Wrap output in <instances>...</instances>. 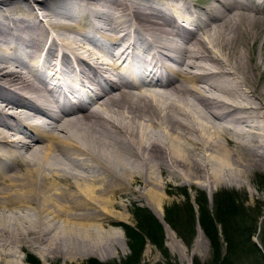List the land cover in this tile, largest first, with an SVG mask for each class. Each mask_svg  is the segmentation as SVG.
<instances>
[{"label": "bare ground", "instance_id": "1", "mask_svg": "<svg viewBox=\"0 0 264 264\" xmlns=\"http://www.w3.org/2000/svg\"><path fill=\"white\" fill-rule=\"evenodd\" d=\"M178 2L0 0V247L103 259L126 198L264 170V0Z\"/></svg>", "mask_w": 264, "mask_h": 264}, {"label": "trees", "instance_id": "2", "mask_svg": "<svg viewBox=\"0 0 264 264\" xmlns=\"http://www.w3.org/2000/svg\"><path fill=\"white\" fill-rule=\"evenodd\" d=\"M200 192L199 197L195 199L197 206L195 210L193 205L186 201L185 206L178 208L174 205L169 206L163 214L164 222L173 228L185 245L188 246L194 236L196 224L207 237L210 258L201 263L197 257H194L192 264H264V254L250 240L262 212L259 211L258 204L252 206L251 213L239 211L232 197L233 193L220 190L212 196V206L208 209L205 193ZM132 215L135 219L133 224L126 223L121 227L129 249L125 258L118 262L105 263L88 258L83 264H145L141 262L140 254L146 241L158 248L162 256L166 258L165 264H176L163 245L164 228L149 208L136 205ZM259 228L261 232L259 242L264 252V222ZM33 262L36 263V260Z\"/></svg>", "mask_w": 264, "mask_h": 264}, {"label": "rangeland", "instance_id": "3", "mask_svg": "<svg viewBox=\"0 0 264 264\" xmlns=\"http://www.w3.org/2000/svg\"><path fill=\"white\" fill-rule=\"evenodd\" d=\"M182 2V3H181ZM178 4L181 5V9L184 11L185 14H187V11L189 9L193 8H199L197 6L198 4L202 5L201 1L197 2V5L191 2V0H179ZM185 5L187 6V10L185 9ZM249 43V46H251V43ZM251 48V47H250ZM252 53L257 54L258 50V43H256V46L254 49L252 48ZM261 80L264 82V71L261 73ZM263 76V78H262ZM244 182L240 183V185L233 183L230 185H225V184H220L217 187H214L212 189V193H208L207 188L204 186H201L200 184H194V183H188V184H183L181 181H171L167 182L166 188H161L163 191L162 194L165 195V198H162L160 201V206L153 204L151 202L147 201H142V200H133L130 198H126L123 200V205L117 209L121 213V217H118L114 219L109 228L110 230L117 231V233H122V237L124 238V244L126 248H124L122 241L119 243V245L116 247H109L108 251L106 254L102 253L101 255L103 256V259L98 258L95 255L89 254L83 255L82 253H72L68 256L67 254L64 255L62 254H47V253H40L38 250H30L28 245L26 244L22 249H7V246H1L0 247V264H83L86 262V259L91 258L95 259L96 261H102L103 263L107 261H120V259L125 258V256L128 254L129 249L127 248L126 245V238L124 237V231L122 225L126 223H131L135 221L133 217V211L136 208V205L149 208L150 212L152 213L153 216H155L153 209H159L161 210V213L164 217V211L167 209L169 206L174 205L177 208L181 206H185V202L187 201L188 203L193 205V209H196V203L195 199L196 197H199L201 194L200 191L205 193V199L206 202L208 203V209H210V206H212V196L215 195L217 192L220 190H225L228 191L229 193H233L232 197H234V201H236L238 205V210L239 211H246L248 213L252 212L253 207L258 204V209L261 212V215L258 218V222L255 226V230L253 235L250 236V240L252 243H255L257 247L260 248V251L264 254L262 250V244L259 242V236L261 235L260 232V226L264 222V170L261 171H254L250 173V175L246 178L243 179ZM165 189V190H164ZM164 219V218H163ZM261 220L263 221L261 223ZM162 223V222H161ZM166 224V223H165ZM167 225V224H166ZM163 226V223H162ZM168 226V225H167ZM170 229L175 233L173 228L169 226ZM163 245L164 247L167 248V252L169 256L172 258V260H175L176 264H192V259L194 257H197L199 261L202 263V261H205L210 258V245L208 244L207 237L205 234H203L202 230L200 229V232L202 233L201 237H198L199 239L196 240L198 242V246L194 248V242L196 237L198 236V230L199 226L196 224L194 228V233L193 237L190 240L189 245H185L183 242L182 238L177 236L176 233L174 236L176 239H178L180 244H177L176 241L172 240L173 238L166 234L165 227L163 226ZM5 243V242H3ZM182 246V247H181ZM172 249H170V248ZM5 248V250H4ZM143 251L140 254V259L141 262L145 264H165L166 263V258L162 256L158 248L154 247L152 243L149 241L145 242V245L143 247ZM7 249V250H6ZM2 251V252H1ZM7 251V252H6ZM6 252V253H5ZM13 252L15 253V256L12 255ZM5 255H3V254ZM89 255V256H87ZM3 256V258H2ZM33 260H36V263L33 262ZM31 261L33 263H31ZM30 262V263H29Z\"/></svg>", "mask_w": 264, "mask_h": 264}]
</instances>
